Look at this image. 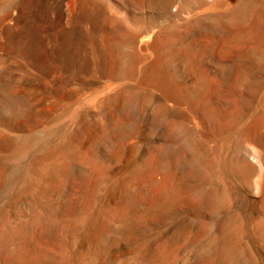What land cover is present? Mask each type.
<instances>
[{
  "label": "rangeland",
  "instance_id": "rangeland-1",
  "mask_svg": "<svg viewBox=\"0 0 264 264\" xmlns=\"http://www.w3.org/2000/svg\"><path fill=\"white\" fill-rule=\"evenodd\" d=\"M263 29L264 0H0V264H264Z\"/></svg>",
  "mask_w": 264,
  "mask_h": 264
},
{
  "label": "bare ground",
  "instance_id": "bare-ground-1",
  "mask_svg": "<svg viewBox=\"0 0 264 264\" xmlns=\"http://www.w3.org/2000/svg\"><path fill=\"white\" fill-rule=\"evenodd\" d=\"M146 3V2H145ZM203 4V3H202ZM204 5V4H203ZM239 5H241V4H239ZM238 5V6H239ZM238 8V7H237ZM226 11H221V12H217V13H210V14H208V15H206L205 14V16L206 17H214V15L215 16H220V15H222L223 13H225ZM204 16V17H205ZM234 18V20L236 21L237 19H238V16H234L233 17ZM264 30V29H263ZM34 31V30H33ZM32 45V44H31ZM57 46V45H56ZM59 46V45H58ZM152 78H153V81H155V83L156 84H158L159 86H162V87H164V88H166V89H169V88H171V86L169 85V84H167V82H166V79H165V76L163 75V73H162V70H161V68H160V66H155L154 68H153V70H152ZM150 75V74H149ZM150 78V77H149ZM146 81H147V79H145ZM146 83V82H145ZM170 83V82H169ZM152 84V83H151ZM151 86V85H150ZM173 87V86H172ZM156 88H157V86H156ZM161 88V87H160ZM161 91H162V88H161ZM173 91H174V88H173ZM201 123V122H200ZM245 133V132H244ZM248 134V133H247ZM257 188V187H256ZM255 188V189H256Z\"/></svg>",
  "mask_w": 264,
  "mask_h": 264
}]
</instances>
